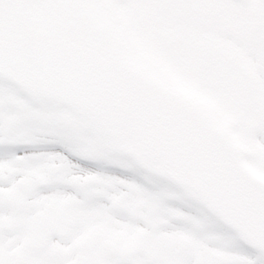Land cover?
Segmentation results:
<instances>
[{
	"label": "bare ground",
	"instance_id": "6f19581e",
	"mask_svg": "<svg viewBox=\"0 0 264 264\" xmlns=\"http://www.w3.org/2000/svg\"><path fill=\"white\" fill-rule=\"evenodd\" d=\"M102 1L138 9L152 0ZM156 2V18L165 19ZM0 89V264H259L176 206L177 193L160 182L134 169L136 176L97 171L127 172L128 159L119 166L92 157L80 137L61 130L52 141L34 136L27 100L3 82Z\"/></svg>",
	"mask_w": 264,
	"mask_h": 264
},
{
	"label": "water",
	"instance_id": "95a60500",
	"mask_svg": "<svg viewBox=\"0 0 264 264\" xmlns=\"http://www.w3.org/2000/svg\"><path fill=\"white\" fill-rule=\"evenodd\" d=\"M85 27L79 17L43 26L19 3L0 0V76L110 132L128 133L164 177L264 252V181L205 114L117 55L101 53L82 37Z\"/></svg>",
	"mask_w": 264,
	"mask_h": 264
},
{
	"label": "flooded vegetation",
	"instance_id": "af4514ba",
	"mask_svg": "<svg viewBox=\"0 0 264 264\" xmlns=\"http://www.w3.org/2000/svg\"><path fill=\"white\" fill-rule=\"evenodd\" d=\"M17 1L37 22L45 25L58 24L70 15L85 17V37L100 51L116 53L151 79L189 100L219 126H222L219 124L221 111L238 114L244 140H252L257 135L264 137V0H182L178 17L183 19L187 31L150 32L152 36L140 33L141 28L130 29L134 22L127 7L113 9L121 10L122 14L116 13L115 20L101 19L100 28L92 20L91 10L86 11L82 4L67 0ZM162 1L166 5L172 3V10H177L175 0ZM195 7H206L207 11L201 13L209 9L211 14L198 21L197 11L196 17L192 14ZM140 12L144 15L146 11ZM162 14L167 15V7L162 9ZM227 22L223 34L221 31ZM213 23L218 30L207 31L222 37H200ZM248 31L263 35L255 39L253 46L254 54L260 59L242 56L245 48L240 44L248 42ZM233 34L240 38L237 35L239 39L234 40ZM144 40L155 46L140 45L139 41ZM227 125L233 123L226 121L223 126ZM238 150L247 164L245 151L240 147ZM256 155L250 160V168L255 171L260 165Z\"/></svg>",
	"mask_w": 264,
	"mask_h": 264
},
{
	"label": "rangeland",
	"instance_id": "374dc122",
	"mask_svg": "<svg viewBox=\"0 0 264 264\" xmlns=\"http://www.w3.org/2000/svg\"><path fill=\"white\" fill-rule=\"evenodd\" d=\"M176 1V11L172 10V3L170 5H166L167 7V15L166 19H158L157 16H161V11L156 9L157 2L151 1L149 3H143V7L135 9L134 6L131 5L127 7L130 10L129 15L131 16V20L134 22L130 29L141 28L142 34L147 35L150 32L153 34L157 33V31H187V29L183 25V19L178 17L179 13V6L182 3V0H175ZM68 3H73L76 5H84L87 10H91V18L94 20L96 25L100 28L101 27V19L111 18V20H115L113 17L117 15H121V10L114 11L107 5H101L103 3L102 0H97L95 4L88 2L87 0H67ZM146 6H149L146 7ZM154 9H151L154 7ZM140 10L148 11L149 14H141ZM171 10V12H170ZM197 11V12H196ZM202 11H207V8H193L192 14L196 17V12L199 17L196 19L199 21L203 16L208 18L209 14H211V10L208 9V12L201 13ZM212 11H215L213 9ZM169 18H168V17ZM241 23V22H240ZM229 22L222 28V33H226L224 28L228 26ZM157 27H159L157 29ZM218 28L213 23L207 29H205V36H210L211 38H221L222 35L220 34H210L207 30H214ZM153 34H149L152 36ZM249 40L246 43L240 44L245 48L242 56L244 59L254 56L253 58H258V55H255L253 52L254 41L260 35L259 33H255L252 31H248ZM238 34H233L234 40L239 39L236 38ZM228 36H226L227 38ZM139 44L145 47H152L155 46V43L149 42L148 40L139 41ZM257 51V50H256ZM256 57V58H255ZM264 61V58L262 59ZM260 62L258 61V64ZM5 83L11 87L8 92L12 93V97L19 96L21 99L27 100L29 106L31 108L29 111H26V115L30 116L25 125L33 126V127H40L41 129H51L57 128L64 133L68 134L67 138H75L77 136L80 137V142L87 144V149L95 150L96 148L97 154L106 160H113L116 162L117 165L121 166L125 162V159L129 160V163L124 167L125 169H134L138 173L144 174L145 178L148 182L158 181L164 186L165 193H177L176 200L174 203L178 206L181 210L190 213L191 216H195L197 218H202L205 222L209 224H213L214 229L211 231L217 232L229 242L232 240H237L239 244L243 248V252L245 254H251V261H259V264H264V254L254 249L250 246L245 239L238 233L231 230L227 225H225L218 217H216L198 198H196L191 192L177 187L174 185L170 180L163 177L159 169L161 165L156 163L150 156L144 153H140L139 150L136 148V142L134 139L130 138L126 134H119V133H110L108 132L100 122L89 119L78 113L73 108L63 105L59 101L45 99L42 97L32 96L31 94L25 92L22 89H19L13 85H11L7 80L0 77V83ZM1 91V89H0ZM262 92V90L260 91ZM10 98V96H9ZM219 103L218 101H215ZM17 106V105H15ZM49 112V115L46 116L45 114ZM226 121H231L233 123L232 126H223ZM219 124L223 128L228 136L230 137L232 143L235 145L237 150L242 148L245 151L246 158H247V166H250L251 158H253L256 154L260 165L258 170L256 171L259 175L264 177V137L255 136L252 140H244L242 137V133L240 131V126H238V114L224 112L221 111ZM77 129L81 134L78 132H73L74 129ZM89 142V143H88ZM251 154V156H249ZM252 168V167H251ZM208 252V251H207ZM249 256H247V259Z\"/></svg>",
	"mask_w": 264,
	"mask_h": 264
}]
</instances>
